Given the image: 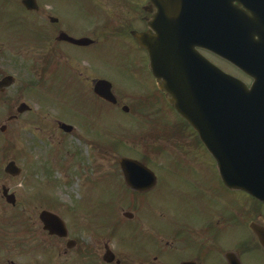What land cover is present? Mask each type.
<instances>
[{"label": "flooded vegetation", "instance_id": "af4514ba", "mask_svg": "<svg viewBox=\"0 0 264 264\" xmlns=\"http://www.w3.org/2000/svg\"><path fill=\"white\" fill-rule=\"evenodd\" d=\"M23 1L0 0V119H6L7 126L18 123L24 115L33 113L28 104L31 102L46 111L43 100L48 98L55 105L49 126L62 143L63 137L77 134L82 138L94 130L102 131L105 116L115 117L118 113L144 122L151 139L165 140L163 148L151 153L161 154L164 159L165 167L158 168L160 171L176 174L178 172L174 171L180 170L175 166L185 167L179 165L180 160L193 157L199 146L203 147L196 133L171 108L169 118L162 119L159 108L147 104L148 100L143 99L144 104L137 103L126 96L133 104L125 105L117 92L123 95L116 92L112 81L106 77L105 69H109L112 73L117 70L123 78H148L149 88L152 86L157 91L148 54L134 36L153 35L150 23L157 13L150 0H32L27 6ZM66 38L86 43L79 47ZM102 53H109L114 60L100 66L97 58ZM113 62H117L116 66ZM103 80L111 84L115 104L97 96L96 87ZM57 108L60 111L55 112ZM61 112H70L73 116L65 118ZM35 118L38 122L39 116ZM52 145L54 143L50 142ZM89 153L90 150L85 154L86 162ZM142 158L132 160L150 170ZM89 161L93 162L92 157ZM150 171L156 183L147 191L138 192L128 187L121 169L113 177L118 181L117 186L132 198L127 204L129 217L125 219V230L142 238H138V242L129 235L128 243L137 241L141 246L145 239H150L154 247V236L159 253L154 264H160L158 260L161 264H229L230 255L240 264H247L252 251L257 257H264V247H261L264 205L245 193L226 189L216 165L212 187L189 178L187 193L176 192L174 189L178 187L163 181L161 183L167 187L161 189L158 176ZM187 171L183 170L186 174ZM169 194L174 196L171 202L166 199L170 198ZM151 195L154 201L149 200ZM160 201L164 203L163 208L158 205ZM138 206L145 208L144 211ZM152 209L155 211L151 212ZM253 228L259 233L254 235ZM68 237L59 240L60 247L57 246L58 250L61 248L63 264H151L147 259L148 249L120 254L111 247L113 238L101 242L93 236L88 240ZM48 255L49 264H54V256Z\"/></svg>", "mask_w": 264, "mask_h": 264}, {"label": "rangeland", "instance_id": "374dc122", "mask_svg": "<svg viewBox=\"0 0 264 264\" xmlns=\"http://www.w3.org/2000/svg\"><path fill=\"white\" fill-rule=\"evenodd\" d=\"M97 59L100 66L105 61L114 60L110 58L109 53H102ZM213 62L230 74H234V71L222 62L214 58ZM116 63L113 62V65L116 66ZM105 70L106 77L112 81L116 92L119 91L124 96L121 97L117 92V96L125 105L133 104L126 96L137 103L142 101L143 104V99H145L148 100L147 104L159 108L160 118H169L171 110L168 102L159 97L160 94L158 91L155 92L152 86L149 88L148 78L132 76L123 78L117 70L113 73L109 69ZM43 101H45L43 103L46 105V111L41 110L36 102L28 103L33 113L24 115L18 123L7 126L6 119H0V127L6 126L7 128L6 135L3 136L0 133V192L2 187H6L9 193H14L18 203L16 209L8 207L0 193V264H49V253L54 256V264H63L61 248L57 249V246L60 247L59 239L50 238L44 233L37 218L39 211L43 210L41 208L49 205L47 210L50 209L57 213L65 222L72 223L75 227L74 231H82V235L77 236L80 240H88L92 235L94 238L101 239V242L107 241L108 233L105 234V232H109L110 229L100 228L98 232L97 228L111 227L112 220L115 218L121 220L122 226L116 227L115 230L114 236L117 235V237L110 239L111 247H115L120 254L140 253L143 249H148L147 259L149 263L154 264V258L159 256L158 240L153 236L152 240L156 241L154 247H151L153 241L150 239H145L140 246L138 238L140 240L142 238L138 234H133L134 232L125 230L126 222L122 218V213L129 212V207L126 205L130 204L132 198L117 186L118 181L112 177L120 170L118 160L128 156L134 160L144 157L150 170L152 169L158 176L160 183L163 181L171 187H178L174 189L176 192L187 193L186 182L189 178L208 184L207 188L212 187L211 183L215 181L213 172L215 162L209 152L205 147L199 146L193 157L189 156L188 159L180 160L179 165H186L185 167L175 166L174 168L180 171H174L178 172L176 174H167L158 169L165 167L164 159L160 157L161 154L157 156L151 154L160 146L165 145V140L151 139V136L146 133L144 122L130 120L118 113L115 117L105 116V128L102 131L94 130L93 133L82 138L77 134L63 137L64 140L61 139L62 143H59V137H56L58 134L53 135L54 131L49 126L50 113L54 112L55 105L48 98ZM57 109L55 112L60 111ZM37 115L39 116L38 122L35 118ZM60 115L65 118L73 116L70 112H61ZM50 142L54 145L50 146ZM9 149H11L10 152ZM88 150L90 153L87 157L89 160L92 157L93 162L88 160L87 163L85 154ZM10 161H14L21 169V177L12 179L4 174L3 168ZM46 166L49 170L55 168L56 172L53 170L46 175ZM186 169H188L187 174L183 172ZM163 183L160 185L161 189L167 187ZM170 194V198H166L169 202L174 198ZM149 200L154 201V195H151ZM109 201H113L111 214L98 210L99 207H106ZM243 203L244 199L241 200V204ZM158 205L163 208V201H160ZM138 208L142 211L145 209L140 206ZM152 211L155 210L152 209ZM13 218L17 222L21 221L22 224L17 223L19 226H12ZM77 220L83 226L87 224V232L83 231L81 225H74ZM91 224H95L93 229L88 228ZM129 235L131 239L138 241H135L137 244L128 243ZM72 236L75 238L74 235ZM124 243L126 244L123 246ZM246 260L247 264H264V257H257V253L253 251ZM157 262L162 263L161 260Z\"/></svg>", "mask_w": 264, "mask_h": 264}, {"label": "water", "instance_id": "95a60500", "mask_svg": "<svg viewBox=\"0 0 264 264\" xmlns=\"http://www.w3.org/2000/svg\"><path fill=\"white\" fill-rule=\"evenodd\" d=\"M151 1L158 13L155 36H146L143 46L154 77L162 81L159 88L198 132L225 186L264 203V0ZM197 48L234 64L253 79L252 87L220 72ZM96 92L110 99L105 82ZM120 165L129 171L127 180L150 175L131 160ZM5 171L20 174L14 163ZM7 201L14 204L13 197ZM40 220L50 234L63 237L57 217L44 212Z\"/></svg>", "mask_w": 264, "mask_h": 264}]
</instances>
